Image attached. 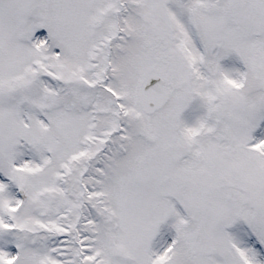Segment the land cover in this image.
Instances as JSON below:
<instances>
[{
	"label": "snow or ice",
	"instance_id": "obj_1",
	"mask_svg": "<svg viewBox=\"0 0 264 264\" xmlns=\"http://www.w3.org/2000/svg\"><path fill=\"white\" fill-rule=\"evenodd\" d=\"M0 264H264V0H0Z\"/></svg>",
	"mask_w": 264,
	"mask_h": 264
}]
</instances>
